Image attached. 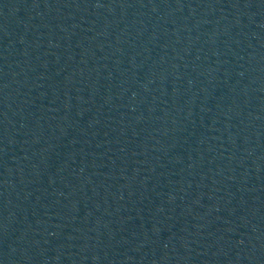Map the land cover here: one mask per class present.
Instances as JSON below:
<instances>
[{
  "label": "water",
  "instance_id": "1",
  "mask_svg": "<svg viewBox=\"0 0 264 264\" xmlns=\"http://www.w3.org/2000/svg\"><path fill=\"white\" fill-rule=\"evenodd\" d=\"M0 264H264V0H0Z\"/></svg>",
  "mask_w": 264,
  "mask_h": 264
}]
</instances>
